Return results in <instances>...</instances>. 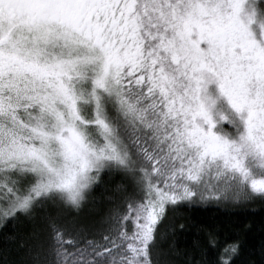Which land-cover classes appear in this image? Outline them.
<instances>
[{
	"label": "snow or ice",
	"instance_id": "1",
	"mask_svg": "<svg viewBox=\"0 0 264 264\" xmlns=\"http://www.w3.org/2000/svg\"><path fill=\"white\" fill-rule=\"evenodd\" d=\"M257 205L264 0H0V264H239L172 221Z\"/></svg>",
	"mask_w": 264,
	"mask_h": 264
},
{
	"label": "trees",
	"instance_id": "2",
	"mask_svg": "<svg viewBox=\"0 0 264 264\" xmlns=\"http://www.w3.org/2000/svg\"><path fill=\"white\" fill-rule=\"evenodd\" d=\"M255 214H252L249 210L244 209H219L215 207L197 209L195 212L182 211L177 213L174 221L181 222L186 225L189 223L190 216H196L201 219L208 217H216L218 219H226V214L229 212L239 213V219L251 223L254 225L253 231L247 237V244L244 254L241 256L239 264H260V248L264 244V233L260 230V224L264 221V210L259 205L255 206L253 210Z\"/></svg>",
	"mask_w": 264,
	"mask_h": 264
}]
</instances>
